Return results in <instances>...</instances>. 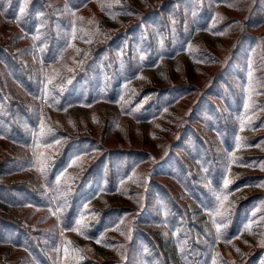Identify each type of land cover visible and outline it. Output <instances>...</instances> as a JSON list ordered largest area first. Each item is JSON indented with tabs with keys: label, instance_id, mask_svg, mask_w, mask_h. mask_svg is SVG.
I'll use <instances>...</instances> for the list:
<instances>
[{
	"label": "trees",
	"instance_id": "obj_1",
	"mask_svg": "<svg viewBox=\"0 0 264 264\" xmlns=\"http://www.w3.org/2000/svg\"><path fill=\"white\" fill-rule=\"evenodd\" d=\"M263 2L246 0L245 26L256 22ZM182 3L171 0L146 12L136 0H0V17L15 28L13 36L27 42L22 51L28 65H36L12 72V81L29 93L23 102L0 79V141L12 149L0 145V264H134L137 239L144 244V264H264V133H257L264 131V30L257 38L244 27L233 40L235 56L208 83L204 98L227 78L249 37L251 49L243 53L240 71L233 69L244 91L232 98L234 105L229 100L227 108L209 112L214 143L204 127L196 128L194 117L172 112L184 97L177 94L201 88L191 76L181 84L173 72L180 61L198 65L204 55L198 40L219 38L228 24H220V15L203 3L188 21L185 9H191ZM160 25L174 34L154 32ZM76 49L75 62L62 65ZM255 94L262 97L253 103ZM100 105L112 108L96 110ZM90 111L97 126L87 122ZM13 114L29 130L9 123ZM176 124L173 150L141 175L148 183H142L140 213L136 200L129 201L140 192L138 162L142 156L154 159L137 151L140 141L159 139L157 129L162 137L174 132ZM19 142L27 151L23 158L13 147ZM32 154L38 158L31 161ZM125 157L135 162L119 171ZM10 173L31 175L30 181L7 180ZM25 209L40 215L29 221L16 215H28ZM132 215L137 216L127 223ZM106 231L115 237L105 238ZM88 246L94 258L82 253Z\"/></svg>",
	"mask_w": 264,
	"mask_h": 264
},
{
	"label": "rangeland",
	"instance_id": "obj_2",
	"mask_svg": "<svg viewBox=\"0 0 264 264\" xmlns=\"http://www.w3.org/2000/svg\"><path fill=\"white\" fill-rule=\"evenodd\" d=\"M229 3L232 2V5L234 6H228L225 5V3H223L222 5H220L219 7H216V5H214V0H186V3H182L181 6H183L182 8H186L188 6H186L187 4H189V9H185V15L188 17V21L192 20V18L196 17V13L198 12V8H201L200 5H203L205 7H208L209 10L213 9V11H216V13H218L220 16L219 18H222L220 20V24L224 23V25L228 24V27L226 29L225 34L222 32L221 36L219 38L216 37H212L210 35H205L204 38L201 40V38L198 40V45H200V43L202 42L203 46L202 48H199V50H202V54L203 57H201L198 65L192 63L190 60V64L189 66L183 64L182 61L178 62L179 66L178 69L174 70V75L176 76L177 79H179V81H183L181 84H187V82H189V76H191L192 78H196L200 81V91H198L197 93H191V92H184L182 94H177V96H184L181 100H179V106L175 109L172 110V112L175 113H179L181 115H186L188 116V119L191 117H194L193 121L194 124L196 125V128H205L206 132L209 133L208 137L211 136L215 141L214 143H217V138L214 134V132L212 133V130L214 127H216V125L214 123L210 122L209 125V112L213 111V110H223L224 108H227L226 104L227 101L232 100L235 96H237L241 92L244 91V84H240V86H237V75L236 72L233 71V69L235 68L237 71H240V66H239V61H242V55L243 53L249 52V50L251 49V43L249 40V37H246L245 41L243 42V45L245 46V48L243 50H241V52L239 54L236 55V63L234 65V68L230 71V73L227 75V78H225L223 81H221V83H219V85L216 87V91L215 94L212 97H206L204 98V96H206L205 94L208 92L206 91L209 86L208 83L211 82L212 79L215 78L214 75H217L219 72H222L223 69L226 68L227 64L229 63V61L227 59H231L232 56H235V50L237 48V46H234L233 44V40L234 37L237 36V34H240V31L244 29V27H249L248 32L251 34V37H257V38H261V35H258L259 33H261L264 30V2L262 3V6L259 8L258 13H256L257 15L255 16V20L256 22H252L251 26H256L252 29L250 25H246L245 26V21H243V17L246 15V0H228ZM171 2V0H160L157 3H154V0H136V3L138 4V7L141 8L143 11H154V10H158L159 7H161V5H165L167 3ZM198 3H200V5L198 6ZM203 3V4H202ZM184 4V5H183ZM244 4V5H243ZM160 5V6H159ZM189 10V11H188ZM67 13V12H66ZM100 13V12H98ZM253 13V12H252ZM252 13L250 14V19L253 18L254 16L252 15ZM174 16V14L171 15V17ZM176 18L178 17L175 14ZM78 17V16H77ZM81 19V25L85 26V27H89L86 25V23L84 22V20L82 18H78V20L80 21ZM137 19V16L134 20ZM173 19V17H172ZM249 19V20H250ZM248 20V18H247ZM248 20V21H249ZM194 21V20H193ZM197 21V19H196ZM259 21V22H258ZM247 22V21H246ZM173 25L178 27V21L173 20L172 21ZM263 23V25H259ZM260 26V27H259ZM185 28L187 27V25L184 26ZM190 27V25H189ZM152 29L154 30V32H156L157 30H159V32L163 33L162 31H165L168 34H174V30H169V29H164L162 28V26L160 25V28H154L152 27ZM15 28L13 26H11V24H8L7 22H5L1 17H0V50H4V54L0 55V79L3 80V82L5 83V91L8 93H11L12 96L14 94H17L19 96V99H21V101L23 102V98L24 101L26 100L25 98L28 97V91L21 85L18 84L17 82L12 81L14 79L13 73L14 70H17V66H22L24 69H30L31 67H35V61L33 60L34 63L30 64V66L28 65V55H26V52L24 53L22 51V47L25 46L27 44V42L21 39L16 38L15 36H13ZM187 32V30H186ZM252 32V33H251ZM12 35V36H11ZM258 35V36H257ZM14 37V38H12ZM262 42L261 44L264 45V37L261 39ZM197 43V42H196ZM239 48V47H238ZM77 51H79V49H76L74 52L72 53H67V56L65 57V59L63 60L62 65L66 64L68 66V64H71L73 62H75V56H77ZM1 53V52H0ZM229 59V60H230ZM32 60V59H31ZM225 60V61H224ZM21 65H20V64ZM264 65V63H263ZM263 69V73H264V67L262 66ZM33 72H36V68L33 70ZM224 72V71H223ZM256 73L254 75H256L258 73V70L255 71ZM35 76H38L37 74H32ZM167 79L170 81V83H174V81H172V79L169 78V75H167ZM188 79V80H187ZM264 79V77H263ZM215 82V80H214ZM150 86H148L147 88H149ZM147 88H145V90H147ZM262 89H264V87H261ZM11 91V92H10ZM22 92V93H19ZM146 92V91H145ZM262 96L255 94L252 102L256 103V101H258L259 99H261ZM16 98V96H15ZM14 98V99H15ZM29 98V97H28ZM155 97H148L144 102H149L151 100H153ZM19 105H22L21 103H19ZM26 105H28V103H26L24 105L25 108ZM234 105V102H233ZM102 107L104 108H112L110 105L106 106H97L96 110H100ZM29 111V114H32V108L29 109L27 108ZM213 109V110H212ZM26 110V109H25ZM24 110V111H25ZM201 112L199 113L198 112ZM22 111V112H24ZM103 112V110H102ZM260 116L264 115V104H262L261 108H260ZM90 115V119L87 120L91 121L97 126V124L95 123V117L93 116V112H89L88 113ZM194 114V116H193ZM15 114H13L12 116V121H10L9 123H12L14 125H16L15 123H13V121H15L16 123L18 122L20 125L23 124V128L24 130H29V126L28 124H26L24 118L23 120L21 119V116L18 114L17 116H19L20 118L18 120L15 119L14 117ZM103 117V116H102ZM15 119V120H14ZM203 121L202 124H199V121ZM253 118L251 120V122H253ZM185 120H183L184 122ZM191 122V123H193ZM180 124V123H179ZM179 124H176L172 130L170 132H166L165 136L169 137L170 139L165 140V136L162 137L161 133H160V129H157V134H159V139L157 140H153L152 137L150 136V139L152 141H149L147 143V140H144L143 142L140 141V145L138 146L139 148L137 149L138 152H140L141 154H145L147 156H153L154 159H150L148 161H144L145 159H147L145 156H142V158L139 159V167L136 170V182L137 184L140 185V189L138 192V195L135 197V199H131L129 201L133 202V200H136L134 203L136 205L137 202V206L139 208L138 212H142V207H143V200H144V192L145 189L144 187H142V183L147 184L148 182L144 181L141 177V175L143 173H146L149 169H152L155 167V163L160 161V159H162L163 157H165L167 154H169L170 151H172V144L174 142L173 138L175 136V134H177L178 128H179ZM193 124V125H194ZM246 124H250L249 121L246 122ZM171 128V127H170ZM257 133H264L263 130L258 131ZM114 134V133H113ZM112 134V135H113ZM202 135H205L204 132L202 133ZM257 135V134H255ZM44 137V135H42ZM206 136V135H205ZM42 137V138H43ZM254 137V136H252ZM257 137V136H255ZM141 137L139 135L135 136V139H140ZM155 141V142H154ZM7 147H9L11 149V145H9L7 142L4 141H0V145L3 144ZM20 143V144H19ZM17 144H12L15 152H17L16 154H20V158H23L26 156L27 151H25L24 147L22 146L23 144L21 142H19ZM21 149V150H20ZM123 149H128L130 150L131 147L128 148H123ZM12 150V149H11ZM31 152V151H30ZM180 152V151H179ZM96 154V153H95ZM99 154V153H98ZM34 158H38L37 156L34 157L32 154L31 157V161L34 160ZM40 158L43 160L44 156L42 153H40ZM136 162H137V157L135 158ZM129 159V158H123L120 161V170L124 172L125 168L132 162H135V160L133 159ZM30 161V162H31ZM142 162V163H141ZM18 166H15V168H11L9 170L10 171H14ZM119 169V167H118ZM16 171V170H15ZM8 172V173H9ZM100 173H102V170H100ZM99 173V174H100ZM98 174V175H99ZM31 175H19L17 176L16 173H10L7 174V180H12V178L17 177L19 179H24V180H29ZM6 177V176H5ZM4 177V178H5ZM33 177V176H32ZM152 180H156V182L161 183L162 185L166 186L168 185L167 183L168 180L166 178H163L162 176L160 177H150ZM163 178V179H161ZM143 180V181H142ZM30 181V180H29ZM135 182V184H136ZM32 183V182H30ZM33 184V183H32ZM13 192V191H11ZM11 194V193H10ZM171 194V193H169ZM154 195V192H153ZM172 195V194H171ZM122 201H125L128 205L130 206H134V204H132L131 202L127 201V198H123L121 199ZM9 205H12L9 202ZM103 206V204L101 205ZM135 207V206H134ZM12 208V207H11ZM21 211V210H20ZM28 215L26 214H17L16 215H20V216H27V221L32 220L34 218H36L38 215H40L39 213L35 214V211H32L30 209H25L24 210ZM1 212V209H0ZM10 213L12 214L13 211L10 210ZM137 215H132L131 217L127 218V223L128 221L131 219H134V217ZM42 224V223H41ZM49 224V220L43 225V226H47ZM108 231V230H107ZM105 232V238H114L115 237V233L111 232ZM70 235V234H69ZM72 235V233H71ZM71 237V236H69ZM72 238V237H71ZM97 240H99V238H97ZM88 243H91V241L88 240ZM206 244L209 246V239L206 241ZM212 247V244H211ZM136 251L133 255V260L132 262H134V264H144V244L142 241H140L139 239H137V244L135 246ZM86 252L87 254H89L90 256H93L94 258V248L92 246H88L85 249H82V253ZM53 252V250H52ZM208 257V255H206ZM80 262H81V257L79 258Z\"/></svg>",
	"mask_w": 264,
	"mask_h": 264
}]
</instances>
